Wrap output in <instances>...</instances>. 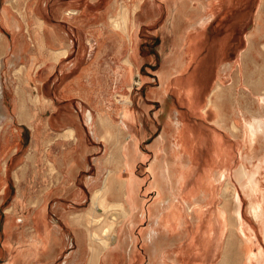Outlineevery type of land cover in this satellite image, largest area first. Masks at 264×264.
I'll use <instances>...</instances> for the list:
<instances>
[{"label": "rangeland", "instance_id": "374dc122", "mask_svg": "<svg viewBox=\"0 0 264 264\" xmlns=\"http://www.w3.org/2000/svg\"><path fill=\"white\" fill-rule=\"evenodd\" d=\"M28 4L32 5L27 8L26 16L22 13ZM176 4L179 9L171 22ZM2 5L20 20L22 28L0 25V61H5V65L0 66V81L5 93L0 99V118L7 119L1 120L0 125V263L9 257L5 247L10 245L8 239L22 240V232L29 230V217L18 202L32 207L39 198L46 197L40 210V231L45 235L47 229H53L49 220L54 217L60 221L49 264H148V249H145L148 240L144 241V237H149L150 228L158 229L154 236L164 233L167 237L165 226H161L147 209L157 191L151 187L152 166L156 163V172H161L158 164L161 161H157V157L161 154L169 158L173 144L171 135L169 140L164 139L166 150L155 148L165 120L168 121L164 117L165 99L173 103L170 122L175 120L174 112L179 109L187 113L185 121L194 133V160L182 172L186 176L185 194L190 192L188 199L201 209L199 216L194 218L193 208L188 207L185 199L180 196L181 201H177L175 209L180 212V222L173 221L176 232L172 231L170 238L176 239L173 235L185 228L177 236L181 237L177 239L178 253L193 264H247L246 245L242 239L249 234L253 239L252 251L256 253L261 249L264 252L263 224H258L250 213L249 197L236 178L242 165L264 174V167L257 168L264 159L262 143L260 140L250 143L248 132L242 127L259 112L257 98L264 93V0H214V10L209 12L197 8L198 0H0V7ZM122 6L128 9L127 17H118ZM72 10L74 13H68ZM205 16L210 18L194 42L202 80L197 83V101L193 109L176 94L162 97L154 90L161 89L159 73L163 67H173L178 63L177 58L186 57L182 45L187 32L195 26L191 21ZM39 19L42 26L37 23ZM261 25L263 31L260 32L258 26ZM132 43L138 52L133 64L134 78L140 73L144 80L141 85L129 88L119 82L116 74L127 60ZM224 45L228 46L226 51L222 50ZM63 48L68 49L66 55L52 53V49ZM185 74L186 71L174 72L173 77ZM25 75L30 76L31 81ZM221 76L224 81L216 92L218 95H214L215 104L207 107L208 96ZM183 83L184 87L190 84ZM65 86L68 91H64ZM36 93L40 94V99L35 98ZM122 105L135 111L134 119L124 118V123L122 116L114 112V108ZM95 107L105 108L107 112L108 108L112 109L106 116L107 121L97 125L100 138L92 132L84 116L86 108ZM95 115L97 118L96 110ZM62 117L68 124L61 121ZM233 122L238 128L225 127ZM69 125L79 128L77 138L71 137L70 142L63 134ZM105 132L107 136L103 135ZM130 134L139 138L137 152L134 145L131 149L134 175L139 181V198L144 203L133 213L135 215L127 218L124 211L129 205L123 200L125 182L121 179L128 174L121 143ZM215 137L230 146L227 161L215 158ZM35 138L42 144L39 150L32 146ZM128 142L132 144V137ZM36 156L38 169L33 164ZM98 159L115 169L108 175L110 188L106 198L103 201L101 196L96 202L95 190L90 189L85 180L98 177ZM58 161L65 168L53 170ZM69 163L77 165L71 173ZM218 170L224 171L227 177L210 180L209 175ZM228 179L231 186L224 194ZM207 182L214 185L213 193L204 196ZM63 185L69 188L65 195L60 192ZM261 188L259 199L264 202V178ZM163 190L171 194L169 186ZM236 190L241 198L246 235L237 229ZM78 191H85L80 200L77 199ZM119 199L124 204L115 206L113 202ZM96 203L103 207L102 211L95 209ZM90 208L92 223L89 227L68 226L64 220L66 214L63 212L67 209L69 213L74 210L76 215H81ZM7 222L12 224V236L6 233ZM88 228L92 237L88 235ZM116 231L123 246L116 248L115 261L100 263L101 251ZM22 242L29 245L25 238ZM90 244L96 249L94 253ZM132 247L139 251L133 260L129 257ZM46 256L29 264H45Z\"/></svg>", "mask_w": 264, "mask_h": 264}, {"label": "crops", "instance_id": "0c3cea01", "mask_svg": "<svg viewBox=\"0 0 264 264\" xmlns=\"http://www.w3.org/2000/svg\"><path fill=\"white\" fill-rule=\"evenodd\" d=\"M16 1L20 2L21 0H16ZM175 1L176 2H185L186 0H175ZM192 1H194V0H192ZM30 5H32V4H30ZM30 5L28 4L26 6V9H25V11L22 14H24V15L26 14V16L28 15L29 10H27V8L29 9L31 7ZM213 5H214V0H198V7L197 8H200L204 12H209L210 9H211V11L214 10L213 9ZM123 8L124 7L122 6L121 12L118 14V17H121V18L122 17H127L128 9L124 8L125 9L124 10ZM178 9H179V6H178V4H176V6L174 7V12L172 13V17H171L172 19H170L171 22H174L173 20L176 18V14L175 13H176V10H178ZM4 11H5V14H7V15L9 14L8 16H10L12 18V22H13V19L15 18V16H12L8 12V8L4 7V5H2V13L0 14V22H1V19H2L3 15H4V13H3ZM73 11L74 10H72V11H70L68 13H72ZM209 18H210V16H205V17H202V18H198L197 20H192L191 21V23L194 24L195 26H194L193 29H191L190 31L187 32L186 36L184 37L185 41L183 42V45H182L184 47V53L183 54H185L186 57L177 58L178 59V61H177L178 63L176 65H174L173 67H170V66H168V67L164 66L163 67L162 71L159 73V79H160V82L162 84L161 85V89L160 90H154L156 93H157V91H159V93H161V95H163L162 97H164L165 95H170L171 96V94H173L172 96H174L176 94L180 99H182V100L185 99L184 101L187 102L189 107L190 106H191V108L193 107V109H195L194 105L196 104V101H197V97H196L197 96L196 95L197 83L202 80L201 79V68L202 67H201V64L198 62V60L196 59V50H195L196 47H195L194 42L196 40L195 38H196L197 34L203 30L202 28L204 27V24L207 22V20ZM17 21H18V23L20 25L18 27V29H21L22 28L21 22H20L19 19H17ZM37 23L42 26V21L40 19L37 21ZM0 25H1V23H0ZM9 27H11L12 29L17 28L15 26H13L12 24ZM227 47L228 46L224 45L222 50L226 51ZM63 50H67V53H68V49L67 48H63V49H60V50L52 49V53L56 56L57 52H60V51H63ZM133 52H135L136 54L133 53ZM66 54H62V55H66ZM128 58H127V61L125 60L124 63L120 66V68L117 70L116 77H117V79L119 80V82L122 85H127L129 88H133V86H136L134 84L135 79L136 80L140 79V85L142 84V82L144 80L143 77L141 76V74H139V73H137V78H134L133 64L138 59V52H137V48L135 47V45L133 43H132V45L130 47ZM194 61H195V63H194ZM26 67H28V66H26ZM183 71L187 72V74H185V76L184 75H177V76L173 77L174 72H183ZM25 76L28 78V80L31 81L30 76H28V75H25ZM223 81H224L223 77L221 76L220 79H219V82H217V84H218V85H216L217 87L213 90L211 95L208 96V100L207 101H209V102H207V107L210 106V105H214L215 104L214 95L216 94L218 89L221 88L220 87L222 85L221 82H223ZM183 82H187V83L189 82L190 83L189 86H188L189 88L188 87H184V85H183L184 83ZM75 84H77V83H75ZM1 86H2V90H1L2 91V96L0 97V99L4 98V95H5L3 84H2V80L0 81V88H1ZM64 91H68V86H65ZM217 95L218 94H216L215 96H217ZM35 98L40 99V94L36 93ZM194 99H195V101H194ZM190 100H191V102H190ZM172 104L173 103H171V101H167V99L164 100V106L166 107V111L165 112L167 113L166 114L164 112V115H165L164 117L167 120H169V121L165 120V125H164L165 127H164V130H163V133L161 134V136L163 138L161 137V138L157 139V142L155 144V148L158 147V149L163 151V148H164V145H165V141L167 139L169 140L171 138L170 136L169 137L168 136L164 137L165 135H163V134H164V132L166 130L174 129L175 131H178V130H180V128H181V130L184 129L183 131L185 132V134H187L189 136V138H187L185 140V143L187 141V148H190V149H188V151H186L185 153L183 152L182 155H183L184 161L185 162H189L190 166H191V164L193 163V160H194L193 159L194 155H193V150H192V147H193L192 146L193 145V143H192L193 141L192 140L195 139L194 138V133L192 131L191 125L189 123H187V121H185V118L187 119V117H186L187 115H185V114H187V113H184L183 111H181L179 109H176L175 112H174V113H178L175 116V120L170 122V119L172 118V116H171L172 115V111H173L171 109V106H173ZM108 109H109V112H107L108 111L107 109L100 108V107H98V108H96V107L95 108H88V109L86 108L84 110L85 122L87 123L88 126L91 127L92 132L95 133V136L98 137V138L101 137L100 136V134H101L100 132L101 131L99 132V130L97 129V125L99 123H102V121L103 122L106 121V119H107L106 116L109 115V113H111L110 111H112L111 108H108ZM95 110L97 111V118L95 117L96 116L95 115ZM114 112L119 113L122 116L124 123H125L124 118H126V119H134L135 115H136L135 111H133L128 105H122L120 108H117V109L114 108ZM2 120L6 121L7 119L4 118ZM61 121H63L66 124H68L67 123V119L65 117H62ZM177 121H180V123H178ZM2 123L0 125H2ZM57 123H60V119L59 120L57 119ZM103 125H105V124H103ZM170 125H172V128L169 127ZM176 125H180V128H178V126L176 127ZM112 126L113 127L115 126V128H117L116 124H114ZM125 126H127V125L125 124ZM77 127H78L77 125H73V126L69 125L68 128H65V132L63 134L68 137L67 140L69 142H70L71 137L72 138H77V136H78L77 132H79V130H78L79 128H77ZM182 127H183V129H182ZM34 131L38 132L39 129H34ZM119 131H121V130H119ZM103 135L107 136V133L105 132ZM121 135H122V133H121ZM131 135H133V134H131ZM131 135H129V138L125 137L124 142L121 143V149H122V153L121 154L122 155L124 154V166H125V168L127 170V174H131V177L135 180L134 181L135 182V188H134L135 190H134L132 196H134V199L137 200V204L138 205H137V207L131 209V213L133 215V213L135 211H139L142 208L143 200H142V198H139L140 189H139V184L137 183L138 182L137 178L134 175V174H136V172H135V169H134V163L132 162V160H133V152H132V149H131V146L134 145L135 146L134 150H136V152H137L138 139L139 138L137 137V135H133L134 136L132 138L133 142L131 144L130 142H128L130 140V136ZM164 139H165V141H164ZM171 139H172L173 144H174V142H176V139H173V138H171ZM33 141L34 142H33L32 146L36 147L39 150L40 147L42 146V144L40 143V141L37 138H35ZM188 144H189V146H188ZM8 145H10V144H8ZM218 146H227L228 147V151L230 153V146L227 143H225V141L223 139H219V138L215 137L214 156L218 155V151H216V149H215V148H218ZM173 147H176V145L175 146H171L170 148L172 149ZM171 149H170V151H171ZM164 150H166V149L164 148ZM128 153L131 154V155L127 156ZM163 156H164V158L166 159V161L168 163L170 161L174 162L173 160L175 159V154H172V152H171V155H170L169 158L167 156H165V155H163ZM36 158H37V156L34 157L33 164L35 163L34 167L38 169V166H37L38 163H36ZM128 162H130V164H128ZM97 164H98L97 167L99 168L98 177L97 178L87 177V179L85 180L86 185L90 189H94L95 190L94 194L99 188H101V187L103 188V186L105 185L104 180L106 179V174L107 175L111 174L114 171V169H115V168L114 169L113 168H108L106 166V164H105V161L103 159H98ZM76 166L77 165L75 163H72V164L69 163L68 169H70L69 170L70 173H71V171L75 170V168L77 169ZM190 166L186 167L185 169L187 170ZM152 167L154 169L153 170V174H152L153 177H154L155 168H154V166H152ZM56 168L63 169V168H65V166H64V164H61L60 161H58V162L54 163V166H53L52 169L54 170ZM176 173H177V171H176ZM176 173L172 172V174H176ZM69 175L73 176L74 174H69ZM181 175H183V177H182L183 188H181V190L180 189L179 190L175 189L178 192V193L176 192V195H178V196H177L176 202L174 204V208L177 206V201L178 200L181 201V198H180V196H181L183 199H185V203L188 205V207L191 208V209L193 208L192 209L193 210V216H194V218L195 217L197 218L199 216V214H200L199 210H201V209H199V208L197 209L196 206L194 205V203L191 202L187 198V197H189L190 192L187 191L186 194H185V191L187 189L186 185H185V183H186V181H185L186 178L185 177L186 176L183 174V172H182ZM121 182L123 183V179H121ZM136 183H137V185H136ZM207 183H208V185L206 187H207V190H209L208 194H212L213 190L211 188H214V185H211L210 182H207ZM108 185H109V183H108ZM208 186H210V187H208ZM151 187L153 188V190L154 189H155V191L157 190V188H155L153 186V181H152ZM68 189H69L68 187L63 185V187L60 189L61 195H65L67 193ZM24 190H25V188H24ZM170 190H171V194H170V192L168 194V192H166V190H163V189L162 190H157L155 198L147 206V209L152 212V216L155 219H157V222L161 226H162V223H165L167 221V219H165L166 217L165 218L162 217L160 214H161V212L166 211V206L168 205V202H166V200L169 199L171 195L173 196V194L175 193V191H173L172 188ZM207 190L205 189V191H207ZM84 192L85 191L76 192L78 194V196H77L78 200H80L83 197ZM23 194H24V191L22 192V196H23ZM94 194H93V197H94ZM106 195H107V193L105 194V196L102 195V200L103 201L106 198ZM166 195H168L169 198L167 197V199H164V197ZM100 200H101V196H100ZM123 200L128 202V205H129L128 209H130L131 207H130V204H129V200L127 199L126 196L123 198ZM186 200L187 201L189 200V201L187 202ZM44 201L46 202V197H43L41 200L39 198L38 201L35 202L34 205H32V207H26L27 206L26 203H24L22 201L18 202V204L21 207L22 211H25L27 213V215H28L27 217H29V222L30 223L27 224V225H29V230L25 231V232L24 231L22 232V237H23V238H21L22 240L13 241L11 238L8 239L9 240L8 243L10 245L7 244L5 247L8 248V250H9V257L7 259H5L0 264H29L30 262H33V263L35 262L36 263V262L39 261V259H41L43 257L44 254H47V256H46L47 258H45L46 259V263L45 264H49V261L52 260V257H53L52 253L54 252V245H55V243L57 241V238H58V226H60V221H59V219L54 217L53 219L49 220V223L53 227V229H50V230L47 229L45 235L40 231V221L41 220H40L39 216H40V210H42L41 208H42L43 204H45ZM115 201L116 202L117 201L123 202L122 199L115 200ZM92 203H93V200H92ZM98 207H100V209L102 211L103 207H101L100 205ZM95 209H96V207H95ZM100 209L98 208L97 210H100ZM69 211L70 210L67 209L66 212H63L64 214H66L64 220L67 222L68 226L70 225L72 227H75L78 224V225H81L83 227H89L90 226L89 224L92 223V222H90V217H89L91 208H90L89 211H87L86 213L81 214V215H76L74 213V210H72L70 213H69ZM43 213L46 214L45 210H43ZM69 215H70V217H69ZM148 215L150 216V213H148ZM242 221L244 222L243 218H242ZM258 224H259V222H258ZM259 226L261 227V225H259ZM11 228H12V224L10 222H7L6 223V233L10 234V236H12ZM88 229H89V234L88 235L92 237V233H90L91 229L90 228H88ZM154 230L158 231V229H156V227H154L152 229L150 228V231H152L153 234L155 233V232H153ZM65 235L67 236V233H65ZM69 237H70V235H68V238ZM24 238H25L26 241H29V245L26 246V244H22L23 243L22 241H24ZM175 238L180 239L179 237H175ZM90 239H91V242H92V238H90ZM177 239H172L169 236L165 237L164 234L161 235V236H157V237L155 236L150 241L148 239V241L145 244L146 245L145 249H148V257H149V263L148 264H150V263L151 264H162V261H164V260H165L164 264H168L167 261H169V263H171V261L167 257V254H168V252L171 249H173V248L177 249V247L179 245H177V246L175 244L171 245V241L176 242V243L179 244V241ZM148 242H149V244H148ZM15 243H18V245L15 246L16 245ZM120 243H121V239H120ZM156 244H158V245H156ZM90 246H91V244H90ZM154 246H157V248H158V252L157 253L154 252V250H153ZM120 247H121V244H120ZM135 250L137 251V256H138V254H139L138 249L135 248ZM151 250H152V252H151ZM22 251H23V254L21 255ZM158 254L161 255V256H159ZM157 255H158V257H157ZM183 259L185 261L184 264H193L190 260H186L185 257H183ZM246 263H247V261H246Z\"/></svg>", "mask_w": 264, "mask_h": 264}, {"label": "bare ground", "instance_id": "6f19581e", "mask_svg": "<svg viewBox=\"0 0 264 264\" xmlns=\"http://www.w3.org/2000/svg\"><path fill=\"white\" fill-rule=\"evenodd\" d=\"M2 13V6L0 7V14ZM4 15L1 19V25L2 26H11V24L15 27H19V23L17 21V19H13V22H12V18L10 16H8L7 14H5V11L3 12ZM202 22V21H201ZM204 23V22H203ZM202 26V25H201ZM258 31H263V27L262 25L261 26H258ZM132 52V51H131ZM67 53V50H63V51H60V52H57V54H66ZM135 53V52H133ZM193 53V52H192ZM136 54V53H135ZM129 59V58H128ZM127 61V60H126ZM1 65H5V61L1 60L0 61V66ZM125 65V64H124ZM229 65V64H228ZM228 67V66H227ZM125 69V68H124ZM129 69V68H128ZM226 69V68H225ZM228 69V68H227ZM134 70V69H133ZM126 71V70H125ZM127 72V71H126ZM140 74V73H139ZM127 78V77H126ZM135 85H140V79H135V82H134ZM218 85V84H217ZM217 87V86H216ZM221 87V86H220ZM219 87V88H220ZM166 88V87H165ZM189 88V87H188ZM2 88H0V97L2 95ZM187 91V90H186ZM185 91V92H186ZM167 92V91H166ZM188 92V91H187ZM182 93V92H181ZM212 97V96H211ZM185 100V99H184ZM192 100V99H191ZM190 100V102H191ZM189 101V100H188ZM195 101V99H194ZM209 102V101H208ZM213 102V101H212ZM257 102L259 103V112L255 115H253L252 118L250 119H247L245 121V124L244 126H242L244 129H245V132H248V136H249V141L250 143L252 142L253 144V141L255 140H260L261 143H262V147L264 148V93H261V95L257 98ZM214 103V102H213ZM125 111V110H124ZM166 111V110H165ZM166 113V112H165ZM185 113V112H184ZM183 113V114H184ZM167 114V113H166ZM178 113H176L177 115ZM186 115V114H185ZM4 117V116H3ZM126 117V116H125ZM175 117V116H174ZM183 118V117H182ZM2 118H0V124L3 122L1 121ZM90 120V119H89ZM88 120V121H89ZM107 121V120H106ZM169 121V120H168ZM183 121V120H182ZM223 121V119H222ZM178 123H180V121H177ZM217 123H221L220 120H218ZM173 125V124H172ZM172 125H170L169 127L172 128ZM223 126H225L224 124H222ZM2 126V125H1ZM178 126V128H180V125H176V127ZM227 127L228 129L230 128L231 130H234L236 128H238V125L236 124V122H233V124L231 126H225ZM176 129V128H175ZM183 129V127H182ZM184 130V129H183ZM181 130H178V131H175L174 129H169V130H166L164 132L163 135H165L164 137H169L172 135V138L173 139H176V142H174V144H172V146H175L176 147H173L171 149L170 152H172V154H175V159L173 160L174 162H167L166 159L164 157H162V155H159L157 157V161H161V163L158 162V164L160 165V169H161V172H159V170H156L154 171V178H153V186L155 188H157V190H162V189H165V187L169 186V188L173 189V191H175V193L173 194V196L171 195L169 199H167V202H168V205L166 206V211H163L161 212V216L162 217H166L165 219H167L168 223H162V226H165L166 228V233L167 235L170 237L171 233H173L172 231L176 232L175 231V224L173 221H178L180 218V212L174 208V204L176 202V199H177V196L176 195V190H181V188H183V181H182V177L183 175L182 174V170H185L186 167L190 166V163L189 162H185L184 161V158H183V152L185 153L186 151H188V149L190 148H187V141L185 143V140L187 138H189V136L187 134H185V132ZM171 132V134H170ZM189 132V131H188ZM216 133V131H214ZM131 135V134H130ZM133 138L134 136L131 135L130 138ZM162 137V136H161ZM246 137V136H245ZM129 138V137H128ZM163 138V137H162ZM159 139V138H158ZM193 141V140H192ZM126 142V141H125ZM246 142V140H245ZM193 143V142H192ZM171 146V144H170ZM189 146V144H188ZM255 146V145H254ZM216 151H218V155H216V159L217 160H224V161H227L229 159V156H230V153L228 151V147L227 146H218V148H215ZM264 151V150H262ZM191 153V152H190ZM189 154V153H188ZM131 154H127V156H130ZM173 156V155H172ZM168 157V156H167ZM193 157V156H192ZM261 158V157H260ZM128 160V159H127ZM260 160V159H259ZM258 160V161H259ZM257 161V162H258ZM255 162V161H254ZM261 164L258 165V170L262 167H264V159H261ZM155 163V162H154ZM252 163V162H251ZM128 164H130V162H128ZM246 164V163H244ZM156 165V163L154 164V166ZM247 165V164H246ZM253 165V164H252ZM227 166V165H226ZM156 167V166H155ZM158 168V167H156ZM212 169V168H211ZM251 169V168H250ZM180 171V173H176ZM173 173H176V174H172ZM216 173V174H214ZM262 173V172H261ZM109 175V174H108ZM108 175L106 177V179L104 180V183L105 185L103 186V188H99L96 192H95V201L97 202L98 198H100V196L104 195L106 193H108L109 191V188L110 186L108 185ZM264 175V174H263ZM262 174H257L256 171H253V170H249V168H247L245 165H242L238 170H237V173H236V178H237V181L239 182L244 194H247L248 197H249V210H250V213H252L253 216H255L256 220L263 224L262 225V228L264 229V202L261 201L259 199V192H261L262 188H261V185H262V178H264ZM210 177V180L213 179L215 181H219V180H223L225 179V177H227V174L224 172V171H217V172H213L211 175H209ZM125 181H123V183L125 182V189L123 191V194L127 197V199L129 200V204H130V209H126L124 212V217L127 216V218H130L128 216H131V209L132 208H135L137 207V200L134 199V196H132L133 192H134V188H135V180L131 177V174H128L126 179H123ZM139 182V181H138ZM137 182V183H138ZM136 183V185H137ZM139 184V183H138ZM231 186V181L228 179L225 183V191H224V194H226L228 192V187ZM209 187V186H208ZM138 188V187H137ZM176 189V190H175ZM180 192V191H179ZM209 190L205 191L204 192V196H206L208 194ZM178 193V192H177ZM208 195H211V194H208ZM203 197V196H202ZM188 198V197H187ZM204 200L207 199V198H203ZM234 199H235V206H236V210H235V218L237 219V223H238V231L241 233H244L245 234V224L244 222L242 221V213H241V198L239 197V192L236 190L234 191ZM258 199V200H257ZM187 201V200H186ZM189 201V200H188ZM187 201V202H188ZM121 204L123 205L124 203L121 202V201H115L114 202V205H118V206H121ZM165 204V203H164ZM99 205L96 203L95 204V207L96 209H100V207H98ZM118 208V207H117ZM101 210V209H100ZM121 211V210H120ZM158 213V212H157ZM155 214V213H154ZM135 215V214H133ZM182 217V216H181ZM184 217V216H183ZM196 218V217H195ZM96 221V220H95ZM173 222L170 224V222ZM180 222V220H179ZM179 222H177L178 225ZM182 223V222H181ZM117 225V224H116ZM129 226H130V223H129ZM115 228V227H114ZM185 228H183L184 230ZM181 232H177L176 235H173L174 237H177L179 235L182 234V231ZM113 232V231H112ZM154 232H156L154 230ZM251 233V232H250ZM156 233H152V231H150L149 233V237H144L145 240H148L149 238L152 239L154 238ZM159 234V233H158ZM164 234V233H163ZM111 235V234H110ZM114 235V234H113ZM246 235V234H245ZM251 234H249V237H243V242L244 244L246 245V261L248 264H263L264 263V253L262 250H258L256 253L255 252H252V239H251ZM145 236V235H144ZM167 236V237H168ZM111 237V236H110ZM112 240L110 241V243L108 242L107 245L105 246V248H103V250L101 251V255L99 256V261L100 263L104 260H106V262H110V261H115V258L117 257V253H116V248L120 247V238H119V233L118 231H116L115 235L112 236ZM181 238V237H179ZM174 239V238H173ZM177 239V238H176ZM118 242V243H117ZM147 242V241H146ZM176 245L178 243L176 242H173L171 241V245ZM119 245V246H118ZM155 245V244H154ZM158 245V244H156ZM121 246H123L121 244ZM120 249V248H119ZM91 250L92 252L94 253V251H96V249H94V247L91 246ZM154 252H158V248L157 246H154ZM169 251V250H168ZM120 252V250L118 251ZM139 252V251H138ZM152 252V250H151ZM163 253V252H162ZM164 254V253H163ZM97 255V254H95ZM139 255V254H138ZM159 255V254H158ZM157 255V257H158ZM184 255V254H183ZM161 256V255H159ZM98 257V256H97ZM131 260H133V258L137 257V251L135 250V248L133 249H130V256ZM167 257L168 259L171 261V264H184L185 261L183 259V257L181 256L180 253H178V249H171V252L169 251L168 254H167ZM132 262V261H131ZM169 261H167L168 263ZM165 263V260L162 261V264ZM151 264V263H150Z\"/></svg>", "mask_w": 264, "mask_h": 264}]
</instances>
